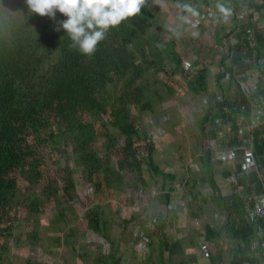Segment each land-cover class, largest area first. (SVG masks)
<instances>
[{
  "label": "trees",
  "instance_id": "16d2710c",
  "mask_svg": "<svg viewBox=\"0 0 264 264\" xmlns=\"http://www.w3.org/2000/svg\"><path fill=\"white\" fill-rule=\"evenodd\" d=\"M168 1L184 12L209 16L216 24V43L222 53V71L216 75L220 94L216 103L218 110L214 113L215 107H212L198 120L200 134L204 136L212 131L214 137L213 149L205 150L203 172L218 211L231 217H246L232 230V243L254 244L264 251V237L258 236L264 232V220L249 216L254 207L250 197L263 192L264 182L251 171L230 183L228 179L235 172L230 168L231 175L226 172L225 175H230L227 183L233 193L224 196L210 164L214 152L217 156L227 151L224 149L231 146L240 149L247 142L253 145L258 166L264 167V114L261 126L256 128L254 116L248 118L252 106H261L253 102L257 94H262L255 89L247 92L240 85L238 75L253 71L260 74L259 81L264 80V64L258 63L264 56V0ZM158 15L153 7H145L137 17L111 28L94 55L86 57L69 48L67 34L63 30L54 31L52 20L29 14L24 0H0V251L8 250L2 241L12 230L11 220L21 212L18 210L23 208L24 201L28 200L29 213L35 216L41 212V206L59 195L69 202L76 188L75 167L68 160L75 157L76 170L94 185L96 193L102 191L101 202L105 193L110 198L114 196L111 191L125 193L127 184L136 191L141 189L142 194L144 188L163 176L165 193L161 192L163 199L158 201L165 212L148 230L159 240L154 242L150 237H143V243L150 260L155 261L156 246L160 250L158 264L174 261L172 255L183 244L180 238L172 242L167 228L175 225L169 210L176 196L175 189L167 190L174 177L159 165V142L151 128L143 124L142 116L148 113L161 119L166 115L162 107L173 97L174 86L165 78L178 71L183 74L187 93L208 94L209 68L197 57L184 68L180 45L163 41L161 37L164 30ZM64 18L57 13V20ZM192 42L197 40L194 38ZM243 106L245 110L241 111ZM244 124L248 126L240 139ZM227 128L228 133L232 129L230 135L235 134L231 142L222 137ZM219 143H223V150L218 149ZM218 160L228 166L222 159ZM240 167L238 163L237 174ZM180 168L187 171L186 166L180 165ZM62 170L65 176L56 179L53 172ZM130 177L134 180L129 181ZM195 182L184 196L185 209L192 201ZM100 208L101 204H97L87 209L83 218L89 230L109 242L111 220L103 217L105 213ZM134 220L135 216L124 222V229ZM205 232L209 235L206 242L216 247L210 240L219 237V231L206 227ZM240 248L234 251V256L239 257ZM249 248L255 251L253 246ZM165 249L170 250V262L164 258ZM115 253L113 247V252L95 256L94 264H120ZM208 257L213 261L220 259L219 253H209ZM256 257H243L240 264H252ZM184 259L188 264L191 258L184 256ZM202 259L199 246L191 264H203Z\"/></svg>",
  "mask_w": 264,
  "mask_h": 264
},
{
  "label": "rangeland",
  "instance_id": "374dc122",
  "mask_svg": "<svg viewBox=\"0 0 264 264\" xmlns=\"http://www.w3.org/2000/svg\"><path fill=\"white\" fill-rule=\"evenodd\" d=\"M150 6L159 12L158 21L164 30L161 35L163 41H175L176 45H180L184 68L189 66L194 57H197L198 61H202L208 66L210 81L208 94L193 96L185 91V81L182 77L183 74L179 73L180 71L166 77L165 80L174 86L173 97L166 100L162 107L166 115L161 119H156L148 113L142 116L143 124L151 128L156 141L159 142L157 157L159 165L166 173L174 177L173 183L168 184L167 190L175 189L176 196L172 205L169 206L175 225H169L167 228L171 236L170 240L174 241L180 238L183 244L182 248L172 255L174 261L167 264H186L184 256L188 257V254L194 251L196 242L202 248L203 264H213V260L208 257L209 253L217 255L219 250L220 264H231V233L236 225L241 224L242 219H246V217L245 215L227 216L220 213L219 209L215 207L211 188L206 182L203 172L205 150L208 147L213 149L214 137L212 131L203 136L198 130V120L206 110H211L212 107H215L214 113L218 110L216 103L220 92L217 87L216 75L222 71L220 65L222 53L216 43V24L209 16L184 12L168 0H160V3L150 4ZM201 25L204 28L200 29ZM166 29H171V32L167 33ZM194 38L197 40L196 43L192 42ZM248 60L247 57L246 61ZM258 63L264 64V56ZM169 67L167 66V68ZM238 75L242 74L238 73ZM159 76L162 77L163 73H160ZM257 83L259 85L255 86V91L261 93L264 99V80H258ZM234 89L237 93L238 89L235 87ZM263 111L262 105L252 106L248 118L254 116V119L258 120L264 114ZM233 114L237 113L233 112ZM172 124L174 125L172 126ZM247 126L244 124L245 132ZM230 134H232V129L229 133L226 131L222 137H226L228 141L230 139L231 142L235 134ZM217 147L223 150V146ZM234 149L236 147L231 146L224 150L231 154ZM46 151L47 149L45 153ZM63 157L62 160L66 159L64 155ZM218 157H222V155L216 156L214 152L211 158L215 178L221 186L222 195L230 196L233 188L226 180V165L221 163ZM74 158L71 157L68 161L75 167L73 175L75 194L71 192L69 202L65 201L67 198L63 195L47 201L41 206V212L36 216L29 213L28 200L24 201L23 208L18 210L21 212L18 214L16 212V217L11 220L12 230L5 235V240L2 241L8 250L0 251V264H94L95 256L111 253L113 247L116 248L115 255L120 260V264H158L157 257L160 250L155 246L153 251V260L155 261H152L149 259L150 255L147 253V249L141 250V247L145 242L143 237L148 239L150 237L154 242L159 240L158 236L152 232L150 234L148 230L152 229L153 223L159 220V215L165 212L159 203L163 199L160 196L161 192L165 193L163 176L157 177L154 182H151L148 188H144L142 194H140L141 189L136 191L132 185L127 184L125 193L111 191L114 193L111 198L108 193H105L101 202L102 191L96 193L94 185L85 180L81 171L76 170ZM195 164H197L196 168L191 169L190 167ZM180 165L186 166L187 171L181 170ZM197 168L200 169L196 171ZM53 175L57 179L65 176V171L62 170L58 173L54 171ZM132 179L134 180V178ZM132 179L130 177L129 181ZM195 181H197V185L193 190V196L188 195L192 201L185 209L182 206L184 196L191 190ZM97 204H101L100 210L105 213L103 217L111 220L108 235L112 238L109 241L113 244L112 246L103 236L89 230L83 218L85 211ZM213 208L216 210L213 211ZM61 216L62 220L59 219ZM134 216L136 220L130 222L124 229V222L126 223ZM119 223H121L120 226ZM206 227L219 231L220 236L212 237L210 240L216 247H211L206 242L209 237L205 232ZM191 239L194 240L193 243H190ZM252 246L256 245L253 244L249 247ZM163 255L166 261L170 262V250L165 249ZM192 262L189 260L188 264Z\"/></svg>",
  "mask_w": 264,
  "mask_h": 264
},
{
  "label": "clouds",
  "instance_id": "9594fccd",
  "mask_svg": "<svg viewBox=\"0 0 264 264\" xmlns=\"http://www.w3.org/2000/svg\"><path fill=\"white\" fill-rule=\"evenodd\" d=\"M24 3L29 14L46 16L54 22V31L63 30L71 42L70 49L91 57L111 28L137 17L142 9L160 0H24ZM57 13L65 18L57 20Z\"/></svg>",
  "mask_w": 264,
  "mask_h": 264
},
{
  "label": "built area",
  "instance_id": "2783aa9c",
  "mask_svg": "<svg viewBox=\"0 0 264 264\" xmlns=\"http://www.w3.org/2000/svg\"><path fill=\"white\" fill-rule=\"evenodd\" d=\"M244 14L245 13H243V17H244ZM252 19L253 18H251L250 20ZM241 74L242 75H240V78H239L240 85L246 88L247 92L250 89L251 90L255 89L256 83L260 78V74L253 72V71L250 73L242 72ZM244 76L246 78H244ZM262 102H263V97L257 94L253 103L254 104L258 103V105L259 104L262 105ZM244 110H245V107L243 106L241 111H244ZM260 120L261 118H259L258 120L256 119L253 120L255 128L258 126H261ZM226 131H229V128H227ZM243 137H244V130L241 129L239 133V138L242 139ZM241 151H244V152H241ZM218 155H222V157H218V158L222 159L224 163H226L230 168H232L235 171L234 174L231 175V177L228 179L230 183H235L238 180L239 176L245 175L246 173L251 172V171H254L258 175V177L261 178L262 182H264V167L258 166L252 143L247 144V142H245V144H243L240 147V149L236 147V149H234L231 154H229L228 152H223L222 154H218ZM238 163L241 166L240 167L241 171L237 174V169H239ZM190 168L194 169L196 168V165L191 166ZM197 170L198 168L196 169V171ZM250 200L254 202V207L249 212V216L255 220L257 218L264 220V185H263V192L256 194L253 197H250ZM258 236L260 238L264 237V232H260ZM143 249H145L144 243L142 244V247H141V250Z\"/></svg>",
  "mask_w": 264,
  "mask_h": 264
},
{
  "label": "crops",
  "instance_id": "0c3cea01",
  "mask_svg": "<svg viewBox=\"0 0 264 264\" xmlns=\"http://www.w3.org/2000/svg\"><path fill=\"white\" fill-rule=\"evenodd\" d=\"M209 87H210V81H209ZM221 146H223V143H219ZM217 156H218V154H217ZM210 164L212 165V163L210 162ZM212 168H213V165H212ZM226 173L228 174V173H230V175H231V173H232V171H231V169H230V167L229 166H226ZM213 174H214V169H213ZM229 175V176H230ZM214 176H215V174H214ZM229 176H227L226 177V180H227V178L229 177ZM215 180H216V178H214ZM219 185V184H218ZM231 186V185H230ZM219 188H220V190H221V186L219 185ZM231 193H233V191L231 192ZM254 194H256V192H253ZM215 207H217L216 205H215ZM214 210H216L215 208H213V211ZM239 215H241V213H239ZM237 227H235V229H236ZM177 239H179V238H177ZM173 242V241H172ZM194 242V240L191 242V243H193ZM255 242H256V240H255ZM239 246H241V248H240V250H242V251H240V255H239V257H236V256H234V251L235 250H237L238 248H239ZM193 247V246H192ZM198 248H199V246H198V242H196V245H195V247H194V251L193 252H191L190 254H188V257L189 258H191L190 259V262H192V261H194L195 260V258H196V251L198 250ZM255 249V251H252V250H250V248L248 247V246H245L244 247V245H243V243H240V241H239V243L238 244H234V243H232L231 244V252H232V260H231V264H240L241 263V260L243 259V257H247V258H249V259H251V257H255V255H257L258 257H256L255 259H254V261H253V263L252 264H264V251L263 250H261V249H259V248H257L256 246L253 248V250ZM219 252V254H220V250L218 251ZM250 252L252 253V255L250 254ZM255 252H257V253H255ZM259 252V253H258ZM263 254V255H262ZM236 260V261H235ZM218 262H220V259H216V260H214L213 261V264H218Z\"/></svg>",
  "mask_w": 264,
  "mask_h": 264
}]
</instances>
